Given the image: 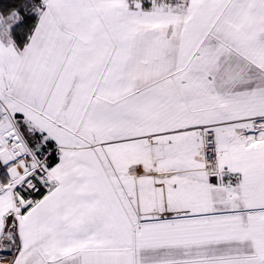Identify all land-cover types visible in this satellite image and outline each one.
<instances>
[{
  "label": "snow or ice",
  "instance_id": "1",
  "mask_svg": "<svg viewBox=\"0 0 264 264\" xmlns=\"http://www.w3.org/2000/svg\"><path fill=\"white\" fill-rule=\"evenodd\" d=\"M0 264H264V0H0Z\"/></svg>",
  "mask_w": 264,
  "mask_h": 264
}]
</instances>
